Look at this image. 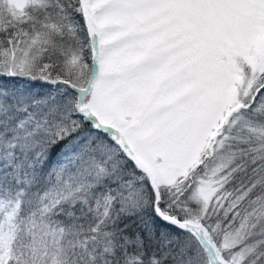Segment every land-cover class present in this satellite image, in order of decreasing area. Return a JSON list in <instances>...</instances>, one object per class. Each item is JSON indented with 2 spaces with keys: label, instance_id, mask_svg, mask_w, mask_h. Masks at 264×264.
Wrapping results in <instances>:
<instances>
[{
  "label": "snow or ice",
  "instance_id": "6c2138e0",
  "mask_svg": "<svg viewBox=\"0 0 264 264\" xmlns=\"http://www.w3.org/2000/svg\"><path fill=\"white\" fill-rule=\"evenodd\" d=\"M0 264H264V0H0Z\"/></svg>",
  "mask_w": 264,
  "mask_h": 264
},
{
  "label": "trees",
  "instance_id": "16d2710c",
  "mask_svg": "<svg viewBox=\"0 0 264 264\" xmlns=\"http://www.w3.org/2000/svg\"><path fill=\"white\" fill-rule=\"evenodd\" d=\"M36 90H46V88L40 84L35 85Z\"/></svg>",
  "mask_w": 264,
  "mask_h": 264
}]
</instances>
